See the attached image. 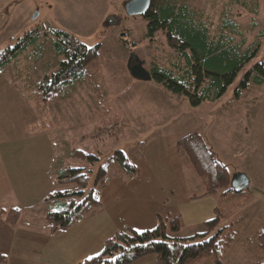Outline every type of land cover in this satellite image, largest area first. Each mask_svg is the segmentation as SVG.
I'll use <instances>...</instances> for the list:
<instances>
[{
  "label": "trees",
  "instance_id": "obj_1",
  "mask_svg": "<svg viewBox=\"0 0 264 264\" xmlns=\"http://www.w3.org/2000/svg\"><path fill=\"white\" fill-rule=\"evenodd\" d=\"M260 14L261 0H225L217 19L198 4H190L186 0H151L150 8L143 15L147 22V35L154 37L156 32H164L174 52L170 66L152 63V80L169 93L184 96L195 107L206 101L218 100L261 50L264 27L260 24ZM41 35L51 36V49L57 61L42 76L32 79L28 87H33L34 91L23 88L28 100L33 101L29 98L31 94L40 100L37 104L42 112V121L33 128L48 124L50 101L62 96L75 82L91 78L89 65L99 57L101 49V44L87 45L62 29L49 28L42 32L37 28L13 46L0 51V71L7 67L15 71L20 56L27 58L28 66L35 67L34 61L41 57L38 50ZM263 82L264 59L246 69L228 105L238 101L251 84ZM98 106L106 107L103 102ZM176 146L178 150L187 152L205 182V195L217 197L214 216L201 223L202 230L180 236L179 215H158L155 227L121 230L106 240L99 254L78 264H132L153 253L156 259L152 264H197L204 259L222 264L241 237L256 254L252 264H264V223H258L251 233L243 234V229L235 227L236 221L230 220L236 209L249 198L245 188L235 189L228 166L219 160L199 130L178 139ZM67 156L91 164L99 162V167L93 182L85 170L86 165L68 163L58 168L56 182L61 188L46 198L52 202L46 216L53 232L73 226L98 209L99 194L113 176L133 177L139 171L122 149L114 150L104 160L100 153L78 148ZM1 212L7 215L11 224H16L21 215L17 207ZM223 220L228 221L222 223Z\"/></svg>",
  "mask_w": 264,
  "mask_h": 264
},
{
  "label": "crops",
  "instance_id": "obj_2",
  "mask_svg": "<svg viewBox=\"0 0 264 264\" xmlns=\"http://www.w3.org/2000/svg\"><path fill=\"white\" fill-rule=\"evenodd\" d=\"M2 1L0 6L9 4ZM14 78L7 69L0 71V211L17 207L21 215L11 224L0 213V264H78L99 254L106 240L121 230L155 227L158 215H179L181 229L212 218L218 199L205 195V182L187 152L176 146L194 130L229 170L236 166V175L245 173L249 185L257 184L264 196L263 82L251 84L233 105L218 100L191 106L194 124L189 127L185 121L182 135L165 132L163 120L150 122L144 131L148 138L136 147L138 174L113 176L99 194L98 209L53 232L46 216L52 202L46 198L61 188L56 177L68 157L67 141L56 135L50 111L48 124L33 128L42 121L40 106L26 98ZM171 107L173 112L179 108ZM148 255L132 264H151L144 260ZM197 264L214 263L204 259Z\"/></svg>",
  "mask_w": 264,
  "mask_h": 264
},
{
  "label": "rangeland",
  "instance_id": "obj_3",
  "mask_svg": "<svg viewBox=\"0 0 264 264\" xmlns=\"http://www.w3.org/2000/svg\"><path fill=\"white\" fill-rule=\"evenodd\" d=\"M5 1L8 0L2 2ZM128 1L9 0L8 5L0 6V46L8 42L13 46L37 28L42 32L58 28L73 34L87 45L101 44L99 57L89 65L91 78L75 82L62 96L48 103L56 135L67 141L65 149L69 154L78 148L100 153L104 160L114 150L122 149L131 162L137 163V143L148 138L144 131L150 122L163 120V130L177 135L184 133L185 121L189 127L194 124L191 119L194 108L189 101L184 96L169 93L151 78L152 63L170 66L173 60L174 52L167 43L165 33L158 31L154 37H149L143 15L127 12ZM186 1L198 4L215 19L220 17L225 2ZM259 18L261 27H264V0H261ZM51 41L50 35H41L38 49L41 57L34 61L35 67L28 66L27 58L20 56L15 71L6 68L19 86L34 91L33 87H28L32 79L36 80L45 70L56 65L57 57L51 49ZM5 47L2 46L0 51ZM261 59H264V39L258 55L243 68L218 100L223 103L231 100L246 69ZM29 98L34 104L40 103L33 94ZM102 102L105 108H99ZM171 105L179 107L178 110L173 112ZM64 161V165H86L85 170L93 182L99 162L91 164L76 158H66ZM230 171L232 179L240 172L233 164ZM260 189L254 182L247 186L245 191L249 199L230 216V220L236 221L235 227L243 229V234L251 233L258 223H264V196ZM227 221L223 220L222 223ZM192 226L181 229L178 235L188 236L202 230L201 224ZM155 259L156 254L153 253L144 260L154 262ZM255 260V252L241 237L222 264H252Z\"/></svg>",
  "mask_w": 264,
  "mask_h": 264
},
{
  "label": "water",
  "instance_id": "obj_4",
  "mask_svg": "<svg viewBox=\"0 0 264 264\" xmlns=\"http://www.w3.org/2000/svg\"><path fill=\"white\" fill-rule=\"evenodd\" d=\"M151 0H130L126 4L127 12L131 15H144L150 8ZM232 185L236 190H242L249 185V178L245 173L235 175Z\"/></svg>",
  "mask_w": 264,
  "mask_h": 264
}]
</instances>
